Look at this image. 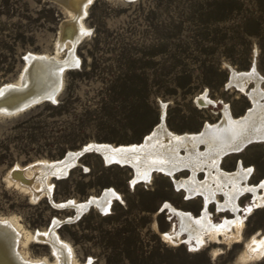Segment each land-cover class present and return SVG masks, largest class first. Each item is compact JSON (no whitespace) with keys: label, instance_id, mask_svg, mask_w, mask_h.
Segmentation results:
<instances>
[{"label":"rangeland","instance_id":"rangeland-1","mask_svg":"<svg viewBox=\"0 0 264 264\" xmlns=\"http://www.w3.org/2000/svg\"><path fill=\"white\" fill-rule=\"evenodd\" d=\"M84 4L86 13L79 19L83 36L75 48L80 63L64 71L57 100L0 115V217L18 221L34 234L47 229L55 217L72 215V210L58 208L52 200H83L112 186L122 201L115 200L111 213L92 208L56 229L72 246L79 264H264V251L257 258L241 257L253 235H264V203L246 215L238 241L209 239L194 251L187 243L163 236L176 218L174 214L169 218L161 206L169 200L198 214L201 197L184 199L163 174L132 185V168L106 165L91 152L67 177L48 179L53 184L51 196L42 180L26 184L28 189L15 183V166L59 159L90 141H141L159 121L162 101L167 102V123L177 132L198 131L206 120L217 121L222 100L231 104L235 115L242 114L250 102L241 91L225 88L227 65L248 69L257 50L258 68L264 73V0ZM79 10L67 0H0V85L18 80L27 52L53 55L59 50L58 56L66 57L72 41L64 36L63 26ZM206 90L217 105L200 108L195 98ZM238 157L254 167L251 182L264 176V143L227 156L223 167L233 169ZM219 197L223 199L222 194ZM251 200L244 194L239 202L246 206ZM210 210L214 212L215 206ZM221 216L216 213L214 219ZM20 249L30 258L60 264L43 240L30 237Z\"/></svg>","mask_w":264,"mask_h":264},{"label":"bare ground","instance_id":"bare-ground-1","mask_svg":"<svg viewBox=\"0 0 264 264\" xmlns=\"http://www.w3.org/2000/svg\"><path fill=\"white\" fill-rule=\"evenodd\" d=\"M67 1L73 10L81 8L77 12L78 16L63 26L64 36L70 37L72 41L68 55L59 57V50L53 55L27 52L26 64L18 80L0 85V115L18 113L41 101H56L63 87L64 71L80 63L75 48L83 36L79 19L86 13V4L85 0ZM61 46L62 44L59 49ZM227 66L230 73L225 88L241 91L250 102L242 114L235 115L231 104L222 100L223 108L217 121L206 120L198 131L177 132L167 123V102L162 101L159 121L141 141L120 144L90 141L84 144L100 148L107 158L113 160L111 164L132 168V185L149 181L155 173H160L174 182L175 189L184 193V199L201 197L202 205L198 214L178 207L169 200L161 206L162 211H169V218H172V214L174 218L177 217L163 236L173 242L187 243L194 251L206 246L209 239L215 242L238 241L246 215L252 214L255 208L264 203V176L256 183L250 181L254 167L246 165L242 157L236 159L233 169L223 167L227 156L241 154L253 143H264V73L258 68L257 50L248 69ZM208 92L206 90L196 96L195 102L200 108L217 105V100L210 97ZM202 146L205 148L201 149ZM77 152L78 150H68L59 159L40 160L26 166L27 168L15 166L12 169L13 179L18 185L24 184L26 189V184L42 180L51 196L53 184H49L48 179L67 177L70 170L80 164ZM185 170L188 173L183 175L182 171ZM200 173H204L203 177ZM219 194L223 195V199ZM244 194L251 195L252 200L248 205L241 206L239 199ZM121 196L116 188L108 186L100 193L91 194L83 200H52L58 208L72 210V215L55 217L47 229L37 230L34 234L25 231L18 221L0 217V264H54L44 261L45 259L30 258L20 249L21 243L26 245L30 237L48 242L56 252L54 254H57L60 264H79L73 257L72 246L62 240L56 231L59 223L74 222L92 208L100 210L104 215L109 214L115 200L122 201ZM90 202L91 207L88 209ZM211 205L215 206L214 212L210 210ZM216 213L222 214L219 220L214 219ZM183 236L187 238L183 239ZM263 251L264 235L260 238L253 235L246 243L241 257L257 258Z\"/></svg>","mask_w":264,"mask_h":264},{"label":"water","instance_id":"water-1","mask_svg":"<svg viewBox=\"0 0 264 264\" xmlns=\"http://www.w3.org/2000/svg\"><path fill=\"white\" fill-rule=\"evenodd\" d=\"M113 144H114V143H113ZM77 150H78V152H77V159L81 158V156H83V155H85V154H87V153L95 152V153L99 154V155L102 157V159H103V161H104V163H105L106 165H107V163H108V165H110V164L113 162L112 159L107 158V157L104 155V153L102 152V150H101L100 148H98L97 146H95V145H89V144H88V146L83 145V146H81L80 148H78ZM90 207H91V202H90L89 205H88V209H89ZM80 217H81V216H79L78 218H80ZM172 217H173V215H172ZM78 218H77V219H78ZM175 218L177 219V217H175ZM65 222H66V221H65ZM65 222L59 223L58 227H59L60 225L64 224Z\"/></svg>","mask_w":264,"mask_h":264},{"label":"built area","instance_id":"built-area-1","mask_svg":"<svg viewBox=\"0 0 264 264\" xmlns=\"http://www.w3.org/2000/svg\"><path fill=\"white\" fill-rule=\"evenodd\" d=\"M252 172H253V171H252ZM251 174H252V173H251ZM251 174H250V175H251Z\"/></svg>","mask_w":264,"mask_h":264}]
</instances>
